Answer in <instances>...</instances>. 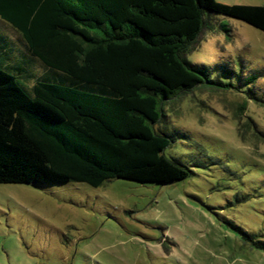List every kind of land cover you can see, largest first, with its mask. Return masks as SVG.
<instances>
[{
  "label": "trees",
  "instance_id": "1",
  "mask_svg": "<svg viewBox=\"0 0 264 264\" xmlns=\"http://www.w3.org/2000/svg\"><path fill=\"white\" fill-rule=\"evenodd\" d=\"M214 16L264 34V1L0 0V21L46 72L29 86L28 61L19 70L0 62V184L97 188L114 179L172 185L188 178L190 170L164 154L171 143L164 107L196 89L232 88L185 58ZM241 117V140L264 142V132ZM240 234L264 252L258 234Z\"/></svg>",
  "mask_w": 264,
  "mask_h": 264
},
{
  "label": "rangeland",
  "instance_id": "2",
  "mask_svg": "<svg viewBox=\"0 0 264 264\" xmlns=\"http://www.w3.org/2000/svg\"><path fill=\"white\" fill-rule=\"evenodd\" d=\"M210 23L185 58L232 88L196 89L164 107L171 139L164 154L188 168V178L172 185L114 179L97 188L0 184V264H264V252L240 234L264 241V142L241 140L236 120L250 118L264 132V107L250 99L264 101V34L222 16ZM29 59L0 21L2 65L19 70ZM29 64L31 86L46 72Z\"/></svg>",
  "mask_w": 264,
  "mask_h": 264
}]
</instances>
